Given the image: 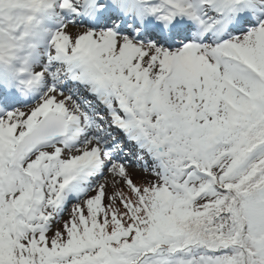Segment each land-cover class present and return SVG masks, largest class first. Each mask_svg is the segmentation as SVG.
Listing matches in <instances>:
<instances>
[{
  "label": "snow or ice",
  "instance_id": "1",
  "mask_svg": "<svg viewBox=\"0 0 264 264\" xmlns=\"http://www.w3.org/2000/svg\"><path fill=\"white\" fill-rule=\"evenodd\" d=\"M0 264H264V0H0Z\"/></svg>",
  "mask_w": 264,
  "mask_h": 264
}]
</instances>
